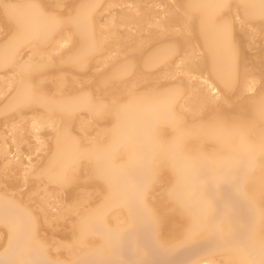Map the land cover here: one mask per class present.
I'll list each match as a JSON object with an SVG mask.
<instances>
[{
  "label": "bare ground",
  "instance_id": "1",
  "mask_svg": "<svg viewBox=\"0 0 264 264\" xmlns=\"http://www.w3.org/2000/svg\"><path fill=\"white\" fill-rule=\"evenodd\" d=\"M0 264H264V0H0Z\"/></svg>",
  "mask_w": 264,
  "mask_h": 264
}]
</instances>
